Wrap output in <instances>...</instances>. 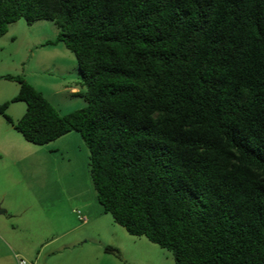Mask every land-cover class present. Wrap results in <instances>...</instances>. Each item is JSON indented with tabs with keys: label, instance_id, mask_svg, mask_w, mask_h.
<instances>
[{
	"label": "trees",
	"instance_id": "obj_1",
	"mask_svg": "<svg viewBox=\"0 0 264 264\" xmlns=\"http://www.w3.org/2000/svg\"><path fill=\"white\" fill-rule=\"evenodd\" d=\"M18 20L55 23L87 98L1 76L26 142L79 134L102 211L174 264H264V0H0V37Z\"/></svg>",
	"mask_w": 264,
	"mask_h": 264
},
{
	"label": "rangeland",
	"instance_id": "obj_2",
	"mask_svg": "<svg viewBox=\"0 0 264 264\" xmlns=\"http://www.w3.org/2000/svg\"><path fill=\"white\" fill-rule=\"evenodd\" d=\"M57 34L51 21L10 24L0 37V77L21 76L65 115L86 106L87 98L74 55L62 43L44 45ZM18 91L17 83L0 80V105L10 103L5 113L14 121L26 108L23 102H11ZM26 154L34 157L21 160ZM88 157L75 132L36 146L0 114V209L6 212L0 215V232L14 248L13 263L19 264L18 258L25 264H174L170 252L130 236L102 211ZM67 241L76 245L60 251ZM107 246L117 249L118 257L105 252Z\"/></svg>",
	"mask_w": 264,
	"mask_h": 264
},
{
	"label": "crops",
	"instance_id": "obj_3",
	"mask_svg": "<svg viewBox=\"0 0 264 264\" xmlns=\"http://www.w3.org/2000/svg\"><path fill=\"white\" fill-rule=\"evenodd\" d=\"M75 91H76L75 89L71 90L72 93H74ZM31 156L34 157V154L33 155L26 154L24 156H20V158L21 160L25 161V160L32 158ZM75 245H76L75 242H71V241L63 242L61 246L59 247V250L60 251L66 250V249H69L70 247H74ZM13 251H14V248L12 247V245L5 240V237L0 232V264H14L13 259L16 256V254H13ZM60 264H67V263L62 262Z\"/></svg>",
	"mask_w": 264,
	"mask_h": 264
},
{
	"label": "built area",
	"instance_id": "obj_4",
	"mask_svg": "<svg viewBox=\"0 0 264 264\" xmlns=\"http://www.w3.org/2000/svg\"><path fill=\"white\" fill-rule=\"evenodd\" d=\"M75 214L77 215V217L81 223H83V224L87 223V218L83 217L79 211L75 212ZM17 261L19 264H25V261L19 260L18 258H17Z\"/></svg>",
	"mask_w": 264,
	"mask_h": 264
},
{
	"label": "water",
	"instance_id": "obj_5",
	"mask_svg": "<svg viewBox=\"0 0 264 264\" xmlns=\"http://www.w3.org/2000/svg\"><path fill=\"white\" fill-rule=\"evenodd\" d=\"M6 212L0 209V215H4Z\"/></svg>",
	"mask_w": 264,
	"mask_h": 264
}]
</instances>
